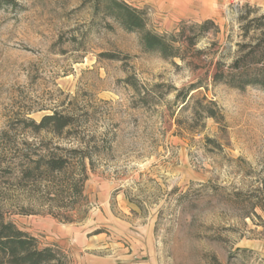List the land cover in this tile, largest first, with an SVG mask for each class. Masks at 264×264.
<instances>
[{
  "label": "rangeland",
  "instance_id": "1",
  "mask_svg": "<svg viewBox=\"0 0 264 264\" xmlns=\"http://www.w3.org/2000/svg\"><path fill=\"white\" fill-rule=\"evenodd\" d=\"M227 2L219 31L196 46L207 52L195 68L145 52L140 33L97 12L96 0H0V206L33 212L8 217L57 246L66 264H264V210L238 195L264 188V90L214 84L209 64L232 62L243 40L238 15L261 16L264 7ZM134 6L160 34L202 22ZM198 80L181 109L177 93ZM204 96L222 123L199 113ZM54 110L75 126L35 133L31 120ZM33 140L95 146L81 221L49 214L42 189L9 173Z\"/></svg>",
  "mask_w": 264,
  "mask_h": 264
},
{
  "label": "trees",
  "instance_id": "2",
  "mask_svg": "<svg viewBox=\"0 0 264 264\" xmlns=\"http://www.w3.org/2000/svg\"><path fill=\"white\" fill-rule=\"evenodd\" d=\"M95 6L97 12L103 11L111 15L124 29L139 32L141 46L145 52L159 53L167 59L178 58L195 68L200 67L197 62H203L202 55L207 52L206 49L196 47L200 38L213 29L219 31L216 20L208 18L202 22L183 21L178 32L160 34L149 27L146 10L126 0H96ZM238 21L243 40L237 44L235 56L230 64H226L221 58L210 60L209 64L216 68L212 76L213 82L240 90L250 86L264 90V14L250 18V11L241 12ZM191 52L193 53L189 56L188 53ZM105 55L109 58L117 57L112 53ZM125 81L139 90L133 76L127 77ZM200 84L201 80H198L187 89L179 90L176 97L183 100L181 109L190 103L193 98L191 92L201 87ZM197 101L202 107L199 111L201 115L214 118L218 123L223 122L224 116L215 100L204 96ZM31 123L35 133L47 131L60 135L75 126V117L54 110L45 114L40 121L32 119ZM28 144L30 152L20 154L19 165L15 171L9 173L15 172L20 181L35 183L42 189L44 195L49 198L48 202L43 204L48 206L49 214L64 222L81 221L85 217L83 213L86 212H83L79 204L87 199V165H92L95 146L82 140L71 146L54 145L44 140H33ZM74 169L79 172L69 173ZM238 193L239 196L255 201L256 205L264 210V188ZM66 199H76V202H63ZM18 213L33 212L5 211L0 206V264H66L65 256L57 246L41 245L36 236L19 227L8 217Z\"/></svg>",
  "mask_w": 264,
  "mask_h": 264
},
{
  "label": "crops",
  "instance_id": "3",
  "mask_svg": "<svg viewBox=\"0 0 264 264\" xmlns=\"http://www.w3.org/2000/svg\"><path fill=\"white\" fill-rule=\"evenodd\" d=\"M131 4H139L141 7L153 8L155 12L172 22L183 20L204 21L208 18L220 19L225 14L228 0H126ZM225 3V7L221 6ZM251 4L264 7V0H249ZM224 10V12H223ZM31 231V228H27ZM34 233V232H33ZM35 235V234H34Z\"/></svg>",
  "mask_w": 264,
  "mask_h": 264
},
{
  "label": "built area",
  "instance_id": "4",
  "mask_svg": "<svg viewBox=\"0 0 264 264\" xmlns=\"http://www.w3.org/2000/svg\"><path fill=\"white\" fill-rule=\"evenodd\" d=\"M249 0H239L240 3L248 2Z\"/></svg>",
  "mask_w": 264,
  "mask_h": 264
}]
</instances>
